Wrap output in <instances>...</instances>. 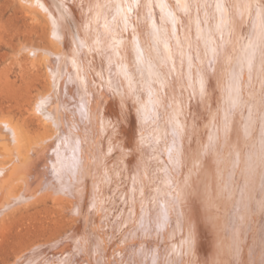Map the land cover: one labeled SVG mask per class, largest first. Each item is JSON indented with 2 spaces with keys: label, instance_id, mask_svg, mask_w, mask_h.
Wrapping results in <instances>:
<instances>
[{
  "label": "bare ground",
  "instance_id": "bare-ground-1",
  "mask_svg": "<svg viewBox=\"0 0 264 264\" xmlns=\"http://www.w3.org/2000/svg\"><path fill=\"white\" fill-rule=\"evenodd\" d=\"M20 1L56 48L22 44L47 134L0 123V216L22 184L79 221L12 264H264V0Z\"/></svg>",
  "mask_w": 264,
  "mask_h": 264
},
{
  "label": "rangeland",
  "instance_id": "rangeland-1",
  "mask_svg": "<svg viewBox=\"0 0 264 264\" xmlns=\"http://www.w3.org/2000/svg\"><path fill=\"white\" fill-rule=\"evenodd\" d=\"M50 33L48 23L36 19L20 0H0V123L12 122L31 139L47 134L33 108L50 84L42 49L33 56L22 44L55 49ZM29 187L18 185L23 202L0 216V264H12L35 245L60 238L79 221L72 196Z\"/></svg>",
  "mask_w": 264,
  "mask_h": 264
}]
</instances>
